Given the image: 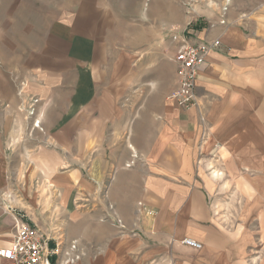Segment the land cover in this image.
Returning a JSON list of instances; mask_svg holds the SVG:
<instances>
[{"label":"crops","instance_id":"obj_1","mask_svg":"<svg viewBox=\"0 0 264 264\" xmlns=\"http://www.w3.org/2000/svg\"><path fill=\"white\" fill-rule=\"evenodd\" d=\"M183 1L65 0L0 68V248L40 222L85 246L78 264H264L260 198L243 211L257 240L212 200L264 194V0H231L224 24L218 4L195 6L188 37L220 46L190 110L168 99Z\"/></svg>","mask_w":264,"mask_h":264},{"label":"built area","instance_id":"obj_2","mask_svg":"<svg viewBox=\"0 0 264 264\" xmlns=\"http://www.w3.org/2000/svg\"><path fill=\"white\" fill-rule=\"evenodd\" d=\"M200 1L205 4H218L221 23L231 0H188L189 3ZM172 36L178 41L172 61L175 65V89L168 99L173 100L179 108L190 110L197 107L196 82L199 74L207 67V55L220 46L219 40L211 42H194L186 33ZM127 164L126 167H130ZM142 211L144 206L138 203ZM150 214L152 212H149ZM182 243L194 250H199L201 244L185 238ZM86 255V248L77 240H58L48 236L34 224L19 222L16 224L15 234L11 243L0 248V258L10 264H78Z\"/></svg>","mask_w":264,"mask_h":264},{"label":"rangeland","instance_id":"obj_3","mask_svg":"<svg viewBox=\"0 0 264 264\" xmlns=\"http://www.w3.org/2000/svg\"><path fill=\"white\" fill-rule=\"evenodd\" d=\"M65 0H0V68L9 69L17 67V63L22 57H19L26 51L27 47V37L30 31V35L34 38L35 31L45 32L48 25L56 18H59L64 11L62 5H64ZM146 1V0H145ZM200 1L189 3L188 0H184L181 3L182 10H184L186 16H188V24L185 27L187 35H191L190 31L193 33L196 31L197 26H195L194 21L192 22L191 17L195 15V6L199 5ZM181 10V12H182ZM161 9L155 10V17L160 18L162 15ZM183 13V12H182ZM190 18V19H189ZM193 28V29H192ZM168 26L165 25L163 28L166 34ZM171 30V26H170ZM183 31V32H184ZM183 34V33H182ZM172 36L176 35H171ZM33 43V39L29 40V44ZM165 54V51L163 52ZM10 70V69H9ZM15 78V84H27V82L19 78L16 75H12ZM227 185V184H226ZM240 187V186H239ZM260 198V202L257 204L264 205V194L260 197L253 196H214L212 197L213 203H215L219 214L224 220L229 221L235 228L236 232L242 233L243 228L245 232L249 233L251 240H257L259 232L258 225L256 223H248V220H243L244 210H249V207L255 205L256 201ZM48 217L49 213L42 214ZM45 222V220H44ZM244 222H246L244 224ZM38 227L45 230V223L41 224L38 222ZM256 231V232H255ZM263 233L264 229H260ZM258 232V233H257ZM47 234H49L47 232ZM51 236V235H50ZM261 240H264L261 237ZM258 245L252 244V250L250 253L253 254V250ZM258 258L264 260V246L258 251ZM255 260L252 264H255Z\"/></svg>","mask_w":264,"mask_h":264}]
</instances>
